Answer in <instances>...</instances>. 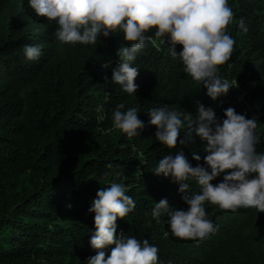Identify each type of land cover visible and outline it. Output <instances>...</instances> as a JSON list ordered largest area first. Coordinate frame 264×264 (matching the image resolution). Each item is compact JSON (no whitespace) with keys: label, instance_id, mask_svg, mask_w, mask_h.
Listing matches in <instances>:
<instances>
[{"label":"trees","instance_id":"16d2710c","mask_svg":"<svg viewBox=\"0 0 264 264\" xmlns=\"http://www.w3.org/2000/svg\"><path fill=\"white\" fill-rule=\"evenodd\" d=\"M228 3L235 16L227 31L236 44L232 67L222 66L219 75L237 86L212 101L167 43L146 42L133 63L138 91L129 95L112 83L117 52L128 46L122 32L101 36L95 45H61L54 36L58 25L37 17L28 0H0V264H87L96 255L89 209L112 182L125 186L136 202L116 221V235L148 239L159 250V264H264V213L256 209L221 211L206 203L218 230L203 240L165 238L167 215L152 217L161 199L170 207L187 206L178 185L153 173L169 150L155 139L150 109L167 105L195 113L203 104L222 121L233 108L256 118V148L264 152V0ZM154 31L148 33L153 40ZM26 45L41 46L37 61L25 58ZM120 103L122 111L138 108L144 128L137 137L112 127ZM184 134L182 129L181 139ZM205 143L193 133L182 147L194 167L192 152L203 165ZM222 179L223 174L211 183ZM189 183L190 193L198 194L195 182ZM104 251L107 258L111 247Z\"/></svg>","mask_w":264,"mask_h":264},{"label":"clouds","instance_id":"9594fccd","mask_svg":"<svg viewBox=\"0 0 264 264\" xmlns=\"http://www.w3.org/2000/svg\"><path fill=\"white\" fill-rule=\"evenodd\" d=\"M28 7L37 17L55 21L58 27L54 36L61 45H95L101 36L122 32L128 46L117 52L112 83L129 95L138 91L135 80L139 69L133 63L146 42L156 41L167 43L184 73L202 85L212 101L237 86L236 80L229 82L219 75L222 66L232 67L228 62L236 44L227 31L235 16L228 0H28ZM239 26L247 30L242 18ZM152 30L155 40L148 35ZM177 46L182 50L177 52ZM23 52L28 61H37L42 55L41 46L26 45ZM124 108L120 103L112 112V127L132 139L144 124L138 108L122 111ZM147 114L150 125L156 128L155 139L169 150L153 173L178 185L187 206L185 211L170 207L167 199L155 203L152 217H168L165 238L171 234L182 240H203L213 235L218 226L208 219L206 203L221 211L244 208L264 213V152L256 148L255 117L249 119L228 108L223 120L217 121L214 110L203 104L197 105L195 113L165 105L150 109ZM193 133L206 142L203 165L199 163L201 156L192 152V160L197 161L195 167L182 151ZM173 149L179 150L172 154ZM107 167L114 165L109 163ZM221 174L222 182L211 183ZM189 182L199 187L198 194L190 193ZM127 191L121 183L112 182L96 193L89 209L94 213L95 226L90 246L96 255L87 264H159V250L148 239L116 235V221L124 219L136 206ZM108 247L111 252L106 258L104 249Z\"/></svg>","mask_w":264,"mask_h":264}]
</instances>
